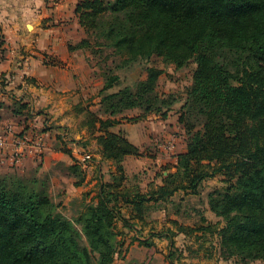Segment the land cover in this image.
Segmentation results:
<instances>
[{"label": "trees", "instance_id": "obj_1", "mask_svg": "<svg viewBox=\"0 0 264 264\" xmlns=\"http://www.w3.org/2000/svg\"><path fill=\"white\" fill-rule=\"evenodd\" d=\"M76 13L88 38L74 49L90 47L92 35L123 57L121 67L155 56L177 68L195 61L179 113L187 148L162 185L148 192L123 188V160L141 152L125 132L109 128L130 109L166 117L181 99L159 90L163 68L144 66L134 85L108 93L120 80L109 75L90 123H99L97 143L116 166L112 182H103L96 199L71 219L53 200L48 178L0 174V264H114L116 224L127 222L121 204H132L142 219L145 202L179 190L196 193L216 175L228 183L209 193L210 209L225 222L218 230L224 258L264 262V0H79ZM0 40L5 43L1 34ZM59 137L60 149L72 156L69 141ZM65 168L75 185L83 183L78 163Z\"/></svg>", "mask_w": 264, "mask_h": 264}, {"label": "crops", "instance_id": "obj_2", "mask_svg": "<svg viewBox=\"0 0 264 264\" xmlns=\"http://www.w3.org/2000/svg\"><path fill=\"white\" fill-rule=\"evenodd\" d=\"M78 2L79 0H61L60 5L53 8L49 0H0V32L5 35V43L0 45V132H7L8 135L6 147L0 150V174L11 171L22 173L37 162L42 163L40 169L45 173L58 160L68 161L67 153L60 149L59 136L73 142L71 137H66L65 131L73 125L75 114L79 111L96 112L92 110L94 105L87 107L90 102L88 99L92 96L99 98L98 92L103 87V81L99 80L98 74L87 59V47L72 48L77 46L86 34L76 13ZM96 103L98 106L99 100H96ZM21 104L26 106L20 108ZM132 110L137 109L127 110L119 115V122L109 128L116 133L125 132L141 152L140 155H127L124 158L126 179L123 188L128 189L126 182L141 171L152 177L150 184L155 181L158 187L163 184L164 177L169 172L177 170L178 154L185 152L187 148L186 135L175 133L182 126L179 115L172 111L163 118L160 114L139 116L140 110L129 113ZM135 116V121L128 120V117ZM134 124H141L144 128L132 133L130 127ZM96 130V135L101 133L99 123ZM19 133H22L21 136H27L34 144L40 142L43 152L37 156L35 151H30L21 165L13 166L15 137ZM157 134L159 140L153 138ZM171 139L174 142L169 146L164 143ZM149 145H153L150 151L146 150ZM94 148L92 154L78 155L80 160H88L84 163L89 174L85 183L78 187L74 184L75 180L71 183L76 191L82 186L88 188L89 185V201L94 197L91 186L96 189L94 186L99 184L96 189L97 196L101 184L112 182L113 175L116 174L113 160L104 158L98 143ZM154 148L155 152L152 151ZM167 148L171 149L170 152L176 148L179 150L175 157L170 159V155L166 154ZM167 161H172L171 168L166 169ZM161 169L164 177L159 181L155 176ZM139 183L142 187L140 190L146 192L149 184L147 180L144 182L147 183L145 187L143 183ZM69 191L71 192V189ZM78 194L79 190L73 193L72 197ZM121 205V209L127 205L135 213L129 220L132 223L143 222L146 218L145 215L142 219L136 217L132 204ZM148 237H151L149 239L152 241L156 240L157 235L149 234ZM249 264L264 262L255 260Z\"/></svg>", "mask_w": 264, "mask_h": 264}, {"label": "rangeland", "instance_id": "obj_3", "mask_svg": "<svg viewBox=\"0 0 264 264\" xmlns=\"http://www.w3.org/2000/svg\"><path fill=\"white\" fill-rule=\"evenodd\" d=\"M49 2H51V6L54 8L61 3V0H49ZM0 34L3 36V39H5V35L1 32ZM84 37L88 38L87 32ZM89 37L92 44L90 47L86 48L87 59L94 68L96 74H98L99 80H102L104 85L109 75L120 77V80L106 92H114L126 85H134L137 78L144 77V66H157L164 69L158 81L159 90L167 94L173 93L181 99V101L177 102L173 106V109L169 111L179 115L180 107L186 97V90L193 82V72L196 67L195 61L192 60L186 66L177 68L174 64H165L162 58L155 56L150 60L144 59L140 60L137 64L121 67L118 65L123 60L121 55L117 54L112 48L102 47L94 42V36L89 35ZM98 93L99 98H96L97 96H92L88 99L90 102L87 107L89 105H94L95 107H93L92 110L95 111L101 108L100 101L102 95L100 91ZM96 100H99L98 106ZM136 111L132 110L129 111V113ZM91 119L92 116L90 112L82 113L79 111L73 118V125L69 127V130L65 131L66 137H71L73 141L71 142L70 139H67L69 143L65 145L73 152L72 156L66 154L68 161L58 160L57 162L59 163L54 164V166L45 173L41 172L40 169V164L42 163L37 162L31 165L25 172L20 173L26 177L41 176L43 178H48L46 183L53 200L58 204L59 210L71 219L77 217L83 210L86 202H90L89 199L91 195H87L90 186L88 185V188L87 186L78 188L77 191L79 190V194L72 197L73 193H77L76 189L71 186V183L75 179L72 177L74 176L73 173L71 174L69 171H66L67 169L65 166L68 162H70L69 164L78 163L81 166V169L78 170V179L81 180L82 177H85L81 185L85 183L89 174L88 168L84 167V163L88 160L82 161L78 158V155L81 156V153L92 154L95 149L94 147L97 145V124L93 126L90 123ZM136 119V116L131 118L128 117V120L131 121H135ZM142 127L143 125L141 124H134L130 127V130L134 133L138 132ZM175 133L185 134L183 126ZM21 134L22 133H19V135ZM158 137L159 134L155 135L153 138L159 140ZM171 142L174 141L171 139L164 143H167L169 146ZM151 147H153V145H149L146 150L150 151L149 149ZM167 150L168 153L166 154L170 155L169 158L171 159L175 157L179 149L176 148L173 152H170L171 149L169 148H167ZM152 151L155 152V148L152 149ZM172 166V161H167L166 169ZM163 169L156 174V180L161 181L164 177ZM11 172L14 173V171ZM150 178L152 177L146 176L145 171L137 173V176L130 177L126 182L128 190L138 191V187L140 190L142 187H140L141 185L139 182L144 184L145 180H147V183H149ZM224 178L225 176L223 175L206 178L196 193L193 191L179 190L172 196L163 200L150 201L151 203L145 202V206L148 207L144 210L146 218L143 222L135 221L132 223L129 221L135 213L131 211L129 206H123L122 214L131 217H124L127 220V224L124 219L118 220L116 224L119 236L118 252L114 264H169L171 261L175 264H219L220 262L223 264H230L232 262L233 264H241V261L237 260V258H224V250L221 246L218 230L225 222L210 209L209 205V193L227 186L228 183H226ZM147 183L144 184V187ZM98 186L99 184L97 183L94 187L98 189ZM147 186L146 192L157 188L155 181H152L151 184L149 183ZM69 189H71V192ZM96 189L91 186V193L94 197L96 196ZM94 197L92 200H94ZM175 221L179 224H183V226L189 227L188 233L180 232L179 225L176 224ZM149 234H157V237H155L156 240L151 241V239H149L151 237H148ZM140 237L146 239H140ZM146 240L151 241L152 245H146L144 243Z\"/></svg>", "mask_w": 264, "mask_h": 264}, {"label": "built area", "instance_id": "obj_4", "mask_svg": "<svg viewBox=\"0 0 264 264\" xmlns=\"http://www.w3.org/2000/svg\"><path fill=\"white\" fill-rule=\"evenodd\" d=\"M4 43H1L0 45H3ZM16 141L14 144L13 154H12V164L13 166H19L22 164L24 158L27 156L28 152L35 151V154L37 156H40L42 154V146L40 142L33 143L30 142V139L27 136H21L18 134L17 137H15ZM8 142V135L7 132H0V150L6 147Z\"/></svg>", "mask_w": 264, "mask_h": 264}]
</instances>
